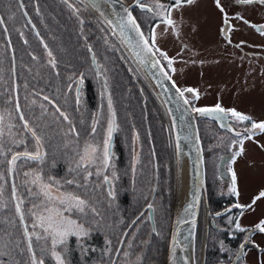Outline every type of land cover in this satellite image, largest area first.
Instances as JSON below:
<instances>
[{"label": "rangeland", "instance_id": "obj_1", "mask_svg": "<svg viewBox=\"0 0 264 264\" xmlns=\"http://www.w3.org/2000/svg\"><path fill=\"white\" fill-rule=\"evenodd\" d=\"M2 1L0 0V2ZM4 1L6 5L3 6V9L5 11L9 10L14 18L19 13V6L25 5V3L21 5L19 0L18 5L16 0ZM39 1L41 2V0ZM127 1L128 3L130 2V0ZM162 1L151 0L149 2L158 7L157 14H159L160 18H157V20L161 21L165 7L177 0H167L158 6V3ZM58 2L61 5L57 4L56 10L62 14V23H59L54 16L53 22L48 20L45 13L50 12V9L46 4H44L46 10L40 12L35 1L33 0V3L29 1V4L34 6L33 12L29 15L37 19L35 26H37L38 32H36L35 27H31L25 21L24 15L19 13L22 22H15L12 27L8 26L13 31V37L19 41L18 45L11 47L8 44L6 46L4 40H0V80L2 79L5 82L4 88L0 90V96L2 97L1 102L5 103L2 108L7 107L11 121L5 127L2 126L0 131L2 129L5 132H8V129L13 130L12 133L16 137V142L22 141L25 145L32 146L27 135L29 134L30 138L37 144L36 149L29 153L41 152L44 163L43 168L50 180H48L47 176H39L36 169L32 168L34 166L32 163L29 165L23 163V165H28V167L31 166L29 169L33 171L35 176L32 175L33 180L30 179L29 181V188L35 186L36 190L39 189L38 186L41 187L39 185L40 181L43 180L42 184L51 185V196L54 198L63 199L65 196L72 195L84 200L83 211L85 213L86 211L91 212L93 217L88 214L81 215V211L75 207L70 211H65V205L61 204L59 199L50 201L44 196L42 190H37L39 200L37 203L33 202L31 204L30 209L32 208L33 210L29 219L27 211L22 208V203L27 206H29V203L22 193L23 177L19 176L16 188L20 192L18 198L19 210H21L23 221H25V225H23L24 231L25 226H27L29 234L33 231V233L41 236L45 235L43 229L39 226L32 231L30 230L34 223H38V216L47 217L49 215L48 209H59L65 217L76 221L77 224H82L86 230L92 231L93 221L100 220L97 218L100 211H97L96 202L99 201L102 205L104 200L107 206L109 205L107 202L109 200L105 198L108 197L112 201L118 193L122 196L124 195L123 204L126 206H129V203L134 199L147 198L146 201H142L143 205L139 213L132 210L129 213L126 211L128 216L127 223L129 224L124 225L121 223V228L117 232L112 228L109 248L103 244L102 247L91 250L89 252V260H92L94 264H102L99 259L106 258L107 260L109 255V264H162L160 262V253H164L165 264L168 245L172 236L174 210L178 202L180 186L179 159L174 146L170 119L166 113V117L161 115L158 96L152 92L151 86L141 74L131 70L127 60V53L105 23L94 12L84 8L77 1L58 0ZM249 4H259L258 7L249 6L242 8L244 12L241 13V16L244 21L248 20L247 17L257 20L256 25L251 24L250 29L241 27L246 22L231 18L223 19L218 13V7H242ZM25 6L28 7L27 5ZM153 11L156 12V9H153ZM36 14L41 17L39 18ZM151 16L142 12L138 16L139 21L144 24L143 31L153 41L157 51L164 57H161L164 61L167 58L170 59V57L175 59L173 80L180 87H190L195 90L193 100L196 101L197 108L205 107L200 106L203 104L207 106L217 104L225 110L235 109L237 112L251 117L254 122L264 120V34L261 32L263 50L259 53H246L243 47L238 46L235 42L238 39L246 42L258 40L255 34L259 33V28H264V4L259 3L258 0L254 3H240L239 0H219V5L217 0H194L192 4L175 5L167 16V19H171L173 23H158L149 32L147 31L148 25L154 19ZM0 18L3 20V23H0V34L4 31L6 35L7 31L4 27V22L7 23V19L2 15L1 9ZM49 23L51 26L48 25ZM56 23L61 26L62 33H64L63 43L68 36L72 37V41L66 44L71 48L70 55L74 59L72 63H69L71 67L73 65L88 67L80 71L74 83L67 79L62 83L49 84L47 90L38 89L53 98L47 97L38 91H33V88L27 89L28 93L24 96L25 102H22V108H19L14 87L16 85L19 88L20 80V85L24 88V82L26 81L25 71L27 69L22 68V66L25 65V61L34 62L28 65L30 69L46 70L48 69L45 65L46 60L51 64L53 59L54 63L55 59L56 62L60 60V56L55 54L54 46H52V42H54L53 30ZM225 23H228V26H236L235 32L232 33V37L236 40H232L233 46L230 47L221 43L217 34L218 25L222 24L227 27ZM58 42L62 46V43ZM39 44H45L47 47H43L42 50ZM89 49L92 50L91 54ZM49 52H51V56H49ZM11 59L13 63L19 65V80L18 70L14 66L16 81L12 76ZM87 72L92 73L87 84L88 88L81 86L78 91V86L84 83L85 76L83 75ZM102 73L107 76L111 86L110 97H112V104L116 109V112H114L118 121L112 119L113 108H111V103L109 104L110 98L104 83L97 81V78L100 79ZM69 85H71V90L67 92L66 87ZM92 86L95 89L96 97L100 101V113L97 110H91L89 100L86 102L85 98H83L84 92L88 90L89 93ZM66 94H70L69 97ZM16 105L17 108L15 110ZM37 106L40 111L46 114V117L41 120L43 125L48 126L50 120L59 128L57 133L54 128L49 131V136L54 139L63 137L60 144L54 143V146L51 147V149H56L62 144L65 145L66 148L61 155L57 154L58 152H51L50 157L44 159L45 149H43L42 144L43 142H48L46 134L42 131L39 124L35 123L34 126L20 112L23 111V107H25L24 110L26 111L27 108H35ZM4 111L1 112L0 118L4 116ZM16 113L24 129L22 131ZM74 114L76 117L72 121ZM114 123L116 131L114 145L111 155H108L107 160H105L104 152L106 141H108V129L110 126L113 127ZM93 125H95L93 132L95 129H99L103 133L105 132V135L102 133V136L94 140L92 135L98 136V134L91 131ZM0 135L4 139L9 138L7 134L0 133ZM122 135L125 137L127 150L129 152L131 150L129 158L125 154H118V151L122 152V144L119 140ZM89 136H91V139H89ZM72 140H76L80 145V159L82 158V161L90 163V167L86 168L84 172L79 171L80 164L78 162L80 159L69 152L68 145ZM215 143L213 148L222 147L220 138ZM260 144H264V138L260 141ZM245 145L247 146V144ZM247 147L246 153L238 155L232 162L238 191V195L234 194L235 200L237 203L240 202L241 205H252L253 199L261 192H264V148H253L254 146L252 145ZM92 148L96 149L95 153L91 152ZM99 149H101V152ZM86 150L89 153L87 156ZM97 150L100 152L99 156L102 162L97 161ZM209 153H207L206 157L209 164L206 161L205 168L217 156L215 153ZM16 155H23V153L13 154L9 161ZM62 158H68V163L70 162L73 167L72 172L55 169V166L61 162ZM217 160H219V156ZM46 162L47 164H45ZM4 163L5 157L0 155V167ZM226 169H228L227 166L223 167V172L220 173V177L224 178V182L230 179L229 176L231 174V172L227 174ZM207 174L206 171V176ZM68 175H71V177H68ZM37 177H39V180ZM214 178L217 177L212 176V181H214ZM155 179L158 185L150 203L154 209L153 214L156 225L155 235H152V229L147 221V207L149 206L148 199L150 198ZM229 185L233 187V179L230 184L221 186L222 191L230 192ZM213 189L215 190V187ZM205 190H207L206 186ZM204 200H207V194L201 200L200 205L202 210L204 209L205 211ZM120 204L122 203L118 202V205ZM244 210L243 212L239 210L236 213V215L239 214V217L241 216L240 223L245 225L247 222L250 224L264 221V198L256 200L252 207ZM133 218H135L134 222L130 223ZM0 219H4L9 224H12L13 221L10 212L0 215ZM195 223L196 229L193 243L195 264H202L204 253L202 232L205 228L204 225H208L211 231L206 243L203 264H211L213 260L210 259V248L213 246L212 243L216 242L219 234L213 233L203 213H199ZM29 224L32 225L31 229L28 228ZM94 228V232L100 233L103 238L109 232L103 226H95ZM114 233L117 236L114 237ZM95 235L97 236L96 241H100L98 234ZM70 238L72 236L68 237V241ZM31 242L37 261L43 259L44 264H58L56 258L52 255L51 238L37 240L35 236ZM26 243L28 247V242ZM57 247L58 251L56 249L55 251L60 253L64 264H74L72 261L73 249L71 250L72 255L70 258L67 256V245H58ZM250 249H248L250 250L248 258L253 260L252 264H257L255 263L256 253L253 252L252 248ZM77 251L79 252V250ZM225 251L228 250L223 246L218 252ZM91 252L95 257L97 256L96 260L95 257L91 256ZM79 254L81 262L87 260L83 253L79 252Z\"/></svg>", "mask_w": 264, "mask_h": 264}, {"label": "trees", "instance_id": "obj_2", "mask_svg": "<svg viewBox=\"0 0 264 264\" xmlns=\"http://www.w3.org/2000/svg\"><path fill=\"white\" fill-rule=\"evenodd\" d=\"M17 4H18V0ZM21 5L22 4H26L28 5V7H34L33 4H29V1L33 0H19ZM35 4L37 5L39 11H44L46 10L45 5L46 4L49 9L50 12L45 13V16L48 17V20L53 22V18L56 17L59 23H62L61 20V13L57 12V4L61 5L58 0H41V2L39 0H34ZM5 1L3 0L2 2H0V9H1V13L2 15L7 19V23L4 22V27L6 28L7 31V35L4 34V31L0 34V40H4L5 45L7 46L8 44L11 45V47L17 46L18 45V40L15 39V37H13V31L10 29V27H12L14 25V23H21V17L19 16V13H21V9H19V13L16 16V18H14V16H12L10 14V11H5L3 9V6H5ZM23 6V5H22ZM24 9V6H23ZM54 16V17H53ZM136 17V20L138 21L141 30L143 31V26L144 24L141 23V21H139L138 17ZM153 21L150 23V27H153L158 20L157 19H152ZM24 23V21H23ZM25 24V23H24ZM10 26V27H8ZM148 29V28H147ZM61 30V26L59 24H55L54 25V30H53V35H54V39L52 42V46H54V50H55V54L60 56V60L59 62H56L55 59V63H54V59H53V63L51 64L48 60H46L45 65L47 66L48 69L46 70H41V69H30L28 68V65L33 64V61H25V65L22 66V68H26L27 70L25 71L26 75H25V79L26 81L24 82V88L20 85V80H19V65L17 63H13L12 59H11V64L10 67L12 69V76L13 79L15 80V68L18 70V80H19V88L14 87V91L16 93V102H18V107H21V103L25 102L24 100V96L26 95V93H28L27 89L33 88V91H38L44 95H46L45 93H43L42 91L38 90V89H45L47 90V86L49 84H54V83H62L64 81H66L67 79H69L70 82L75 81V79L77 78V76L79 75L80 71L82 69H85L87 67H82V66H75L73 65V67H71V65L69 63L73 62V57L70 55L71 52V48L66 45L67 42H71V38L70 36H68L67 39H64V43L62 42V39L64 38V33H62ZM60 41L62 43V46L59 44ZM42 45V46H41ZM39 44V46L42 48H45V44ZM90 50V49H89ZM92 51V50H91ZM126 56V55H125ZM128 56V55H127ZM126 56V57H127ZM128 63L130 64V68L133 71H138L137 67L135 66V64L130 61L129 57H127ZM91 72H87L85 75V79H84V83L83 86L87 87L89 78L91 76ZM140 74V73H139ZM102 81L104 83V87H106V91L108 93V97L110 98V102H111V108H113V113H114V119H116L115 116V112L116 109L114 108L113 104H112V97H110V88L111 86L109 85V81L107 76H105L104 73H102L100 79L97 78V81ZM16 81V80H15ZM5 86V82L1 79L0 80V90L1 88H4ZM88 88V87H87ZM68 88L66 87V90ZM1 92V91H0ZM153 92V91H152ZM70 95V94H69ZM68 94H66L67 97H69ZM47 97L50 95H46ZM83 98H85V101L88 102L89 98H88V90L86 92H84L83 94ZM2 97L0 96V115H2L1 112L4 111V116H1L0 118V130L2 128V126H6L7 124L11 123L10 118H9V113L7 112V107L2 108V105H5L4 102H1ZM74 103V101H73ZM160 108V113L161 115L165 116V111L163 108V105H161L160 101L158 102ZM76 107V106H75ZM100 101L99 98L96 97L95 100H93V102L91 103V110H97L100 113ZM17 108V105L15 106V110ZM25 107H23V111L22 114L25 116V118L28 120V122L32 123L35 126V123L39 124L42 131L46 134V139L48 142H43V149H45V156L46 157H50L51 152H58L57 154H60L65 150L66 146L65 145H61L59 147H57L56 149H51V147L54 146V143L56 144H60L63 137H59L58 139H54L52 137L49 136V131H51L53 128L55 129V132L57 133V131L59 130L58 127L55 126V123L49 120V125L48 126H44L43 123L41 122V120L43 118L46 117V114L42 111H40V109L37 107L33 108H27V110H24ZM67 110V109H66ZM68 111V110H67ZM115 111V112H114ZM68 113H70L68 111ZM16 116L18 118V123H20L19 121V117L16 113ZM76 117V115L74 114L72 117V121L74 120V118ZM117 120V119H116ZM13 126V125H12ZM20 127H21V131L24 130L21 123H20ZM95 128V125L92 126V132L93 129ZM116 128H117V124H116ZM13 130H9L8 132H5L4 129H2V131H0V133L3 134H7L9 135V138L4 139L2 137V135H0V155L5 157V163L3 164L2 167H0V215L5 214L6 212H10V214L13 217V221L12 224L10 223H6V221H4V219H0V251H3L5 253H7L6 256H0V259H3L5 261V264H31V259H32V254L34 252V249L32 250H28L27 248V243L28 239L26 238V236L24 235L25 231L23 228V225H25V221H23V219H21V210H19V196H20V192L18 191V188H16V186H18V181H19V176L23 177V186H22V193L25 196V198L28 200L29 206H27L25 203H22V208L24 210L27 211V217L30 219V214L31 211L33 210L32 208L30 209L31 204L37 203V201L39 200V197L37 195V190H41V187H39V189L36 190L35 186H32L29 188L28 183L30 181V179L33 180L32 175L34 176V173L31 169H29L31 166L28 167L29 164H33L34 166L32 168L36 169V171L38 172L39 176H47L44 168H43V161L42 158L39 160H31L28 159L27 157H24L23 155H19L16 159V163L15 165L12 164V160H10V158L12 157L13 154L16 153H29L30 151H32L33 149H36L37 144H35V141L33 139L30 138L29 134L28 137L31 141L32 146L29 145H25L22 141H17L16 142V137L15 135L12 133ZM93 133L98 134V136L94 135ZM92 137L94 140H96V138L102 136V130L99 129H95V131L93 132ZM58 136H60L59 134H57ZM103 135H105V132L103 133ZM89 139H91V136H89ZM121 141V153L120 151H117L120 153V155H127L129 158V150L124 148V142L123 140L119 139ZM79 143L76 142V140H72V142L69 143L68 145V149L69 152L73 155V156H77V158L80 159V148H79ZM101 152V149H99ZM104 150V148H103ZM98 152V150H97ZM100 152H98V159L97 161H101L100 159ZM68 158H62L61 162L58 163L55 166V169H59V170H64L66 172H72L73 171V167L72 164L69 162L68 163ZM81 160V161H80ZM79 160L78 164L79 165V171L80 172H84V170L86 168L90 167V163L89 162H85L82 161V158ZM23 163L28 164L23 165ZM129 166V165H128ZM40 170V171H38ZM129 170V168H128ZM35 177V176H34ZM68 177H71V175H68ZM48 180L49 176H47ZM27 182V184H26ZM41 182V183H40ZM39 183V185H41L44 181L41 180ZM109 203V205L106 206L105 201L103 200L102 205L100 204V202H96V207H97V211L98 212V216L97 218H99L100 220H94L93 224L94 226L92 227V231L87 230L88 234L86 236H81V237H77V236H72V238L69 239V241H67V256H69L71 258L72 255V249L74 252V255L72 257V261L74 264H94V262H92V260H89L90 255L89 252L91 250H94L96 248L102 247L103 244L109 248V242H110V232L112 230V228L115 229V232H117L120 228H121V223L124 225H127L129 223H127V212L129 213L130 210L132 211H140V208L142 207V201H146L147 198H140V200H133L131 203H129V206H126L123 204L124 201V195L122 196L120 193L117 194L116 197H114V199L111 201L108 197L105 198ZM150 199V198H149ZM148 199V201H149ZM147 201V202H148ZM118 202H121L122 204L118 205ZM127 211V212H126ZM83 214H88L89 216L93 217L91 212L89 213L88 211H86V213L83 211L81 212V215ZM95 218V217H94ZM95 218V219H97ZM136 218V217H135ZM133 218V219H135ZM132 219V220H133ZM22 220V221H21ZM131 220V221H132ZM130 221V222H131ZM110 225V226H109ZM95 226H103V228H106L109 230L108 234L103 238L101 237L100 233L98 232H94V227ZM32 225L29 224L28 228L31 229ZM34 229V227H32V229L30 231H32ZM33 234V231L32 233ZM95 234H98L99 240L100 241H96L97 236ZM117 236L114 233V237ZM35 238V235L32 236V239ZM86 239V241H84ZM26 240V242H25ZM32 243V242H31ZM165 248V247H164ZM58 251V247L55 248ZM79 250L80 253H83L84 256L87 257L86 261L81 262L80 261V254L77 251ZM63 251V250H62ZM64 253V251H63ZM44 254V253H43ZM112 254V253H111ZM164 253H160V262H162V264H164V258L163 257ZM91 256L95 257L92 252H91ZM97 256L95 257L96 260ZM109 259V257H108ZM108 259L106 260V258L103 259H99V262H101L102 264H109L110 261H108ZM98 262V261H97Z\"/></svg>", "mask_w": 264, "mask_h": 264}, {"label": "flooded vegetation", "instance_id": "obj_3", "mask_svg": "<svg viewBox=\"0 0 264 264\" xmlns=\"http://www.w3.org/2000/svg\"><path fill=\"white\" fill-rule=\"evenodd\" d=\"M131 1L132 0H130V2ZM150 1L151 0H141L140 2V5H142L144 8H147L150 11H142V10L140 11L137 8H134L132 11L133 14H135V16L137 15L140 16V13L142 12V13L152 15L151 18H154V19L160 18L159 14H157L158 7H155L153 4L149 3ZM165 1L167 0H163L162 2H159L158 6H160ZM126 2L128 1L126 0ZM182 4H184V2H181V3H177V1L171 2L165 7V12L166 13L169 12L172 9V7H174L175 5H182ZM25 5H23L24 9H23V6H19V8L21 9V14L24 15L25 21L28 22L31 27L33 26L37 30V26H35V22L37 21V19H34L32 18L31 15H29L31 12H33V7L32 6L26 7ZM258 5L259 4H256V5L249 4V5H244L242 7L241 6L239 7L232 6L231 8L222 7L223 12L221 11V7H218V10H219L218 13L220 14V17H222L223 19L231 18L233 20H238V21L240 20L242 22H246V24L242 25L241 27L250 29L251 24L256 25L257 20L249 19L246 15L245 16L247 17L248 20H245V21L243 19H239L238 17H242L241 13L244 12L242 8H246L249 6L258 7ZM152 8L156 9V12H154ZM165 12H164L162 20H165L166 22H168V19H166ZM38 17L40 18L41 16L38 15ZM225 24L227 25V27H224L222 24L218 25L217 34H218V37L220 38L221 43L230 47V46H233L232 40H236L232 37V33L235 32L234 29L236 28V26H228V23H225ZM48 25L51 26L50 23ZM150 29L151 27L149 24L147 31H150ZM36 32H38V30ZM6 35H7V32H6ZM36 36L38 35L36 34ZM255 36L258 37L257 41L246 42L244 40L238 39L235 42L238 46L243 47L246 53H259L263 50V46H262L263 43H261V39L263 38V36L261 35V31L259 30V33H256ZM148 40L150 41L153 49H155V51L158 52L160 58L163 57L162 55H160L159 51H157L155 44L153 43V41H151V39H149V37H148ZM89 53L91 54L92 51L89 50ZM161 61L163 62L165 69L170 74L173 80L174 64L176 63L175 59L170 57V59L167 58L164 61L161 58ZM176 85L178 84L176 83ZM81 86L83 85L80 84L78 86L79 88L78 91L80 90ZM178 87L183 92L184 96L186 97L188 103L191 104L192 108L196 109L197 108L195 104L196 101L193 100L194 99L193 94L195 93H190L187 91V89H189L190 87H180L179 85ZM67 88H68L67 92H69V90H71V85H69ZM91 89L89 90V93H88L90 104L96 98L94 87L92 86ZM200 106L211 107V106H217V104H211V106H207L203 104ZM228 113H229V116L228 118L224 120V122L225 124L231 125L233 129H235L234 133H231L227 130H220L219 126L213 120L210 121L208 119H201L200 121H197L198 129H199V136L201 138V147L203 148V154H204L203 157L205 161L204 169H205L206 189L208 190V191L206 190L207 200L206 201L204 200L206 210L205 211L204 209L202 210L200 206L199 212L205 215L206 222L210 224L213 233L219 234V237L217 238L216 242L212 243L213 246L210 248V259L213 260V263L211 264H218V263L219 264H252L253 260H250L248 258L249 251L251 250L250 248H252L253 252L256 253L255 263L264 264V233L259 232L258 227H257L261 223V221L259 223H250V224H248L247 222L245 225L240 223L241 216L239 217V214L236 215V213H238L239 210L241 212L245 210L236 207V205L240 204V202L237 203L235 200V195H234L235 193H233L232 191L233 189L232 185H229L230 192H227V191L225 192V191H222L221 189V186H225L231 183L232 175L234 172L233 167H232L233 166L232 162H233V159H235V157L240 155L239 153L240 142L243 141V153L242 154L246 153V150L248 148L247 146L249 145L254 146L253 148H256V147L264 148V144H260V141L264 138V133H261L257 129L255 130L254 136L251 139H248L247 137L249 135V131H251V123L254 121L250 120V121L240 122V121H237L235 117H232L230 115V112ZM261 122H264V120H262ZM215 132L217 133L215 134ZM124 138L125 137L123 135L120 137V139L123 140L124 142V148L127 149L126 140H124ZM219 138H220V144L222 147L213 148V146L216 144L215 143L216 140ZM245 144H247V146ZM107 147H108V155H111L113 146L111 145L110 149H109V146ZM209 152L215 153L217 156L213 158V161L210 163L209 166L206 167L207 168L206 169L205 168L206 161L209 164L208 158H206L207 153L210 154ZM36 153L37 152L31 153V154H36ZM118 154L120 155L119 152ZM129 154H131V150ZM218 156H219V160L216 161ZM42 157L43 156L41 155V158ZM44 159H47V157L45 156ZM45 164H47V162ZM225 166L228 167V169H226L227 174L230 172L231 174L229 176L230 179L224 182V178L220 177V173L223 172V167ZM206 171L208 173L207 176H206ZM212 176H216L217 178H214V181H212L211 179ZM153 182H154V185L150 193H152L153 191L155 193L157 185H158V182H156V179ZM213 187H215V190L213 189ZM226 193H229V194H226ZM202 199H204V197ZM151 202L152 201H150V203ZM149 206H151L152 214H153L154 209L151 204ZM223 209H226L227 212H225L224 214L217 215L216 212H219L220 210H223ZM147 210H148L147 221L152 229V232H151L152 235H155L154 233H155L156 225H155V220H154V214H153V221H154V227H153L151 225L149 209ZM237 221L239 222L240 226L245 229V231L241 232L235 227V224ZM131 222H134V219ZM204 227H205L203 229L204 231L202 232V245H204V250H205L207 246L206 243L210 235L209 232L211 231V229L209 228L208 225L206 226L204 225ZM242 245H243V248L241 247ZM223 246H225V248L228 251L218 252L220 249L223 248ZM114 254L116 255V253ZM108 257H109L108 259L109 261L110 256L108 255Z\"/></svg>", "mask_w": 264, "mask_h": 264}, {"label": "water", "instance_id": "obj_4", "mask_svg": "<svg viewBox=\"0 0 264 264\" xmlns=\"http://www.w3.org/2000/svg\"><path fill=\"white\" fill-rule=\"evenodd\" d=\"M74 1H77L84 8H88L94 12L96 16L105 23L107 28L114 33L132 64H135L139 73L145 78L146 82L151 86L154 94L158 96L161 105H163L164 111L170 119V127H172L173 133L172 137H174V146L177 154L180 148H184V159L187 164V169L189 170L188 176L190 177L191 182L186 197L183 200L178 199L179 203L177 202L174 210L175 215L172 223V236L168 245L169 248L165 263L176 264L178 261V254L182 250L185 242L192 245L194 243V233L196 229L195 221L199 214L198 211L201 199L203 197L205 198L206 195L203 148L201 147L197 120H213L221 130L226 129L233 133V127L224 122L228 113L214 112L202 116L200 113L193 110L188 102L185 103L186 98L184 94L181 95V90L176 86L171 79L170 74L165 70L158 55L153 51L144 32L141 31L138 22L132 14L134 8L139 10L144 9L140 6L141 0H132L130 3H126L124 0ZM98 6L102 7L104 10L101 8L97 9L96 7ZM129 16L134 19L135 25L138 27L134 26L129 21ZM113 22H116L117 26H114ZM141 33H143V37H141ZM145 41L148 42L147 45H145ZM111 144L112 142H110L109 149ZM154 195L155 193L153 191L150 201L153 199ZM180 205H182V208L176 213L177 206ZM147 209H149L151 225L154 227L152 208L151 206H148ZM225 212L227 211L223 210L216 213L217 215H220ZM178 241H181V243ZM204 259L205 255L203 253L202 264L204 263Z\"/></svg>", "mask_w": 264, "mask_h": 264}, {"label": "snow or ice", "instance_id": "obj_5", "mask_svg": "<svg viewBox=\"0 0 264 264\" xmlns=\"http://www.w3.org/2000/svg\"><path fill=\"white\" fill-rule=\"evenodd\" d=\"M187 3V4H192L194 3V0H177V3ZM240 3H254L257 2V0H239ZM259 3L264 4V0H258ZM217 4L219 5V0H217ZM162 7V6H161ZM221 11L223 12V8L221 7ZM239 19H243L242 17H238ZM129 21L134 25H135V21L134 19L129 16ZM0 23H3L2 18H0ZM169 24H172L173 22L171 21V19L168 20ZM138 27V26H136ZM262 34H264V28L259 29ZM141 37H143V33L140 34ZM145 45H147V41L144 42ZM45 47H47L45 45ZM49 56H51V52H49ZM171 63V62H170ZM178 91H180L179 89H177ZM188 92L190 93H195L194 89H187ZM181 95H183V92H181ZM45 99H47V97H45ZM111 102L109 101V104ZM185 103H187V100L185 101ZM196 112L200 113L202 116L203 115H208L214 112H218V113H226V112H230V115L232 117H235L237 121L240 122H244V121H250L251 117L244 115L242 113L237 112L235 109L232 110H225L224 108L220 107L219 105H217L215 108H196L194 109ZM113 118H114V113H113ZM65 119H67V117H65ZM259 130L261 133H264V122H252L251 123V131H249V135H248V139H251L254 134H255V130ZM113 127L110 126L108 129V141H106V147H105V160H107V156H108V145H110V141H111V137H112V132H113ZM33 135H35V133H33ZM96 149L92 148L91 152L95 153ZM239 153L242 154L243 153V141L240 142V147H239ZM89 155V153L86 150V156ZM24 157H27L28 159L31 160H39L41 159V155L39 152H37L36 154H30V153H23ZM16 159L17 157L14 156L12 158V164L15 165L16 163ZM37 179L39 180V177H37ZM232 179H233V193L238 195V191L236 188V174L235 172H233L232 175ZM35 182V181H34ZM69 183H71V181H69ZM41 190L43 191L44 196L48 199V200H54V199H59V202L63 205H65V211H70L73 207H75L76 209H78L79 211L83 212L84 210V206H85V201L82 199H79L75 196L72 195H68L65 196L63 199L60 198H54L51 196V185L48 184H41ZM261 198H264V192H261L258 196H256L253 199L252 205H240L237 204L236 207L237 208H241V209H246L248 207H252L256 200H259ZM49 215L47 217L45 216H38L37 217V221L38 223H34L33 227H41L45 233V235L41 236L40 234H29L27 231V226H25V233L24 235L26 236V238L28 239V249L31 250L32 249V236L35 235L37 240L40 239H44L47 240L49 238H51L52 241V255L56 258L58 264H64V260L61 257L60 253L55 251V248L58 245H66L67 241H68V237L70 236H77V237H81V236H86L88 234V231L83 227L82 224H77L76 221L68 219L67 217H65L62 212L59 209H48ZM21 219H23V215H21ZM235 227L243 232L245 231L244 228H242L239 224V222L237 221L235 224ZM258 227V231L261 233H264V221H261V223L257 226ZM243 248V245L241 246ZM7 253L0 251V256H6ZM0 264H5V261L3 259H0ZM31 264H44L43 259H40L39 261H37L35 253L33 252L32 254V259H31Z\"/></svg>", "mask_w": 264, "mask_h": 264}, {"label": "bare ground", "instance_id": "obj_6", "mask_svg": "<svg viewBox=\"0 0 264 264\" xmlns=\"http://www.w3.org/2000/svg\"><path fill=\"white\" fill-rule=\"evenodd\" d=\"M101 8L102 10H104L102 7L98 6L96 7ZM114 26H117L116 22H113ZM113 132H112V137H111V141L112 142V146L114 145V139L116 136V131H115V123L113 125ZM41 154V152H40ZM19 155H16V157H18ZM178 159H179V182H180V186H179V197L178 199H184L186 197L188 188H189V184L191 182L190 177L188 176V169H187V164L186 161L184 159V148H180V150L178 151ZM183 205V204H182ZM182 205L178 206L176 213L179 212V210L182 208ZM179 243H181V241H178ZM194 245L185 242L184 246L182 247V250L179 252L178 254V261L176 264H195V256H193L194 254Z\"/></svg>", "mask_w": 264, "mask_h": 264}]
</instances>
